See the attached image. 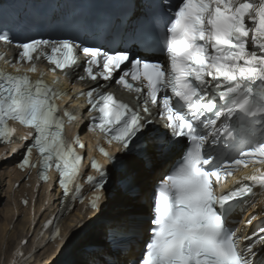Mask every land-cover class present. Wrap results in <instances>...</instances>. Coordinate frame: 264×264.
Returning <instances> with one entry per match:
<instances>
[{
	"label": "snow or ice",
	"instance_id": "obj_1",
	"mask_svg": "<svg viewBox=\"0 0 264 264\" xmlns=\"http://www.w3.org/2000/svg\"><path fill=\"white\" fill-rule=\"evenodd\" d=\"M153 21L135 48L85 45L75 38L14 43L15 36L0 31V44L17 50L11 59L0 52L5 68L13 69L0 68V142L11 143L15 135L9 122L27 129L21 140L31 143L18 167L35 168V150L39 179L47 182L55 170L63 198L83 203L84 157L76 149L86 145L79 135L64 136L66 123L77 116L67 110L58 115L57 100L68 93L47 84L37 66L43 58L54 66L53 75L59 70L67 77L66 70L78 71L83 61L78 79L97 85L76 97L90 106L88 130L121 154L97 145L111 169L89 157L97 175L85 177L93 190L88 207L99 211L113 183L128 191L132 172L176 157L155 188L148 218L134 222L136 234H143L141 255L123 264H264V221L249 234L244 229L257 216L236 219L264 196V0H165ZM113 84L135 94L138 107L106 91ZM250 164L259 167L223 191L227 179ZM113 250L108 243L92 264H122L106 258Z\"/></svg>",
	"mask_w": 264,
	"mask_h": 264
},
{
	"label": "bare ground",
	"instance_id": "obj_2",
	"mask_svg": "<svg viewBox=\"0 0 264 264\" xmlns=\"http://www.w3.org/2000/svg\"><path fill=\"white\" fill-rule=\"evenodd\" d=\"M161 169L160 161L157 160L153 169L132 172L130 174L132 187L128 191L121 190V188H118V186L114 184L110 189V198H106L102 201L104 210L97 212L94 217L97 221H95L93 225H88L93 218H88L89 220L85 219L83 222L79 224L76 223L75 225L70 223L65 224V228L68 230L67 241H70L73 238H78L79 242L83 241L81 244L82 246L89 244L87 247H90L97 244L99 247L101 246L102 248L107 249V244L103 239L106 228L105 224L109 223L111 227L121 225L126 226L133 214L143 212L144 204L138 203V199L142 200L144 198L145 192ZM8 178L9 181H7ZM12 179L15 181L18 180L17 177ZM7 182L8 184L11 182L10 174L6 175L0 173V264H6L13 248L18 245L28 233L26 230V216L28 211L27 209H24V207L21 208L19 205L17 206V209L13 206L12 199L9 197L12 188L5 190ZM7 196L10 200L9 202H4ZM107 196L108 194H106V197ZM23 200L24 197L21 198L20 194L17 193V201L22 202ZM16 216H18V218L15 221ZM12 226L13 229L11 235H8ZM85 226H87V229L81 233ZM69 235H71V238ZM139 238L141 239V235ZM30 246L31 245H29L27 249H29ZM99 250L100 249L92 250L88 252V254L86 253V255H84L85 253H81L72 262L73 264H92L94 260L99 258ZM106 258L118 260L123 264V262L134 259L135 254L133 253L132 246H129L126 252L120 253L117 250H113L112 255ZM56 259L57 252L53 253L49 248H44L36 255L35 264H56Z\"/></svg>",
	"mask_w": 264,
	"mask_h": 264
},
{
	"label": "rangeland",
	"instance_id": "obj_3",
	"mask_svg": "<svg viewBox=\"0 0 264 264\" xmlns=\"http://www.w3.org/2000/svg\"><path fill=\"white\" fill-rule=\"evenodd\" d=\"M82 228V227H81ZM83 243V241H80L79 242V240H78V238H73V239H71L70 241H67V245H68V248H71L70 250H69V253L72 255V260H73V254L76 252V251H78L79 250V248H81L82 247V244ZM66 245V246H67ZM65 246V247H66ZM63 249H65V248H63ZM68 253V254H69ZM78 253V252H77ZM75 254L76 256H75V259L79 256V254ZM74 259V260H75ZM72 264H73V262H72Z\"/></svg>",
	"mask_w": 264,
	"mask_h": 264
}]
</instances>
